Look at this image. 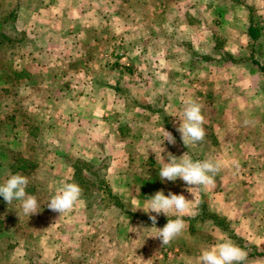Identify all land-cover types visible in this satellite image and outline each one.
Listing matches in <instances>:
<instances>
[{"label": "crops", "instance_id": "0c3cea01", "mask_svg": "<svg viewBox=\"0 0 264 264\" xmlns=\"http://www.w3.org/2000/svg\"><path fill=\"white\" fill-rule=\"evenodd\" d=\"M7 1L14 6L16 29L32 30L34 34L43 29V36L49 31L46 43L38 45L42 54L47 50L60 52L63 48L76 51L67 66L76 64V60L79 69L70 68L63 79L65 86L54 88L57 81L50 80L51 86L48 81L45 95L53 109L59 108L56 116L64 123L63 136L66 137L68 131L71 135L64 148L59 142L57 152L61 158L59 155L57 158L67 170L56 176L63 182H73L72 161L68 160L71 155L97 167L104 162L103 178L123 203V207L118 208L106 200L103 190L93 186L90 192L102 198L95 201L94 196L82 194L71 213L53 222L57 235H48L51 245H44V253H88L89 258L98 253H114L109 256L110 261L103 264H188L189 261L198 264L203 250L227 239L247 254L248 249L252 250L251 245L264 249V0ZM215 4L222 17L221 26L214 29L199 25L201 21L205 23L203 19L214 11ZM251 12L259 23L255 43L247 33ZM30 16L36 23L26 27L21 19ZM43 16L48 17L47 21H41L40 18L45 19ZM178 17H185V24H177ZM193 20L204 33L202 37L188 26ZM168 27L179 35L178 40H170L168 48L191 55L187 56L182 70L197 72L198 67L211 61L219 76L215 84L221 92L207 91L200 84L202 81H195L200 78L198 72L187 79L186 84L191 86L187 89L168 68L164 71L155 68L166 61L163 44L158 47L156 41ZM217 30L221 37L216 34ZM114 35H118L119 40L113 43ZM201 41L204 47L200 49ZM205 48L211 49L213 54ZM101 49H122L131 63L104 64ZM204 55L210 58L204 59ZM140 60L154 66L153 72L138 76L135 66ZM53 62L58 64L59 60ZM102 62L111 69L117 65L121 68L114 83L97 77L94 68ZM40 64L43 66V61ZM62 77L60 70L55 79ZM77 82L83 83V87H78ZM194 99L200 100L202 105L206 135L202 142L187 147L177 131L180 123L177 117L183 111L184 101ZM56 116L52 114L50 118L53 120ZM246 119L250 121L248 126L243 123ZM165 130L175 137V143L165 140L160 154L159 144ZM168 153L177 158L187 153L193 160L219 161L222 167L215 184L193 189V197L179 178L175 182H162L158 171L162 163L168 162ZM88 173L85 170V174ZM160 190L165 195L169 192L183 194L192 205L183 217L186 222L183 233L165 247L159 239L149 236L154 235L155 227L162 228L175 216L158 215L154 227L149 214L142 209L132 211L136 206L143 207L145 201ZM201 197L205 198L209 211L223 217L228 227L244 239V246L236 243L213 219L199 216ZM192 212L196 214L193 216ZM61 224L64 230L60 231L57 226ZM87 235L94 241L88 243ZM16 250L13 252L24 253ZM151 255L154 258L151 259ZM261 257L248 255L245 262L264 263Z\"/></svg>", "mask_w": 264, "mask_h": 264}, {"label": "rangeland", "instance_id": "374dc122", "mask_svg": "<svg viewBox=\"0 0 264 264\" xmlns=\"http://www.w3.org/2000/svg\"><path fill=\"white\" fill-rule=\"evenodd\" d=\"M218 7L221 8V3L218 4ZM13 14V4L7 0L0 1V105L5 102L8 94L10 96L15 95V104H13L12 100L10 102L8 101L11 103V106H8L6 110L8 113L11 112L12 115H14V118L17 122V125L11 126L13 130L11 132L9 131L10 134L6 136V140H4L3 134L6 130V124L0 120V143L6 145L9 143V146L16 151H20L21 155L35 159L38 162V172L35 174L33 181H29V183L35 184V186L33 191L28 194L37 197L38 203L40 205V211L28 217L22 213L19 201L14 200L11 204L7 203L3 209L4 219L2 225L0 226V262L9 264L106 263L107 261H110L109 256L113 255L114 253H98V255L96 254L94 258H89L88 253H44V247L48 244L51 245V239L48 237V235L53 237L56 234V229L54 230L53 222L61 221V215L59 216L58 212H54L47 207L48 200L55 194L63 182L61 178L56 176V173H61L64 171L66 172L67 170V166L58 161L59 157L61 158V155L58 154L57 149H59L60 141L62 142L61 147L64 148L63 145H66L65 142L70 141L71 138L69 131L66 137L63 136L64 132L66 131L64 123H60L56 116L58 115L57 110L59 108H56L54 105L55 107L53 109L50 100H48V97L45 96L46 89L49 87L48 83L50 80L57 81V85L54 84V88H57L60 85L65 86L63 79H65L66 75H68L70 68L72 70H78L79 65L77 64L76 60H74L76 64H70L67 66L69 58L73 56L75 57L76 51L74 49L63 48V50L61 49L60 52L57 50H47L45 54H42V51L38 49V45L46 43V38L48 37L47 35H49V31H47L45 36H43V33H41L43 29H38L35 34L32 30L31 32H27L26 30L16 29V19L13 17ZM30 17L22 18L21 23L26 27L27 25L32 26L33 23L36 22H34L33 16L31 18ZM43 17H45V19L40 18L41 21H47L48 17ZM184 18L185 17H178L180 22L177 24H185ZM170 19L171 17L168 15V23L170 22ZM203 20L205 23L203 24L201 21L199 25L202 24V26L214 29L221 26L222 17L217 11L216 4L214 6V11L211 12V14H208V17L204 18ZM193 22V24H188V26L193 28L194 32L198 31L202 37L204 33L198 29L197 26L199 25H197V21L193 20ZM51 23L54 24L53 21ZM55 24L58 25V22ZM171 29L168 27L167 30H165V33L158 36L159 38H157L158 40L156 41V45L160 47V45L162 46L163 44L161 47L163 48V51H161L164 54L166 61L161 64L163 66L158 65L155 68L157 70L160 69V71H164L168 68L169 73L177 78L178 81H181L183 86H186L187 89L191 87L189 83H187L188 85L186 84L187 79H191L190 77L193 75V73L195 74L198 72V76H200V78H195V81H202L200 84L204 85V88L207 91L217 90L221 92V89H218L216 87L217 84H215L219 80V76L217 71L213 70L214 67L211 61H209L207 65L198 67L197 72L194 71L187 73L182 70V65L185 62L187 56L191 57V55H188L186 51L176 52L168 48L172 42H170V40L173 39V41H176L179 37L178 33L175 32L176 30L172 31ZM216 34L221 37V32L218 30ZM117 36H113V43L114 41L119 40V37ZM54 37L55 35L53 38ZM211 43L212 41L210 39L209 44ZM108 44L109 43H105V45ZM202 44V41L198 44L200 49L202 46L204 47ZM205 51L209 50L205 48ZM99 52L104 59H102L104 64H107V62L114 64L116 61L118 62V65L121 64V61L123 64L131 63L126 51H123L122 49H101ZM157 52H159V49H157ZM209 53L213 54V51L210 49ZM115 55H119V57L116 58ZM56 59L59 60L60 65L59 63L57 64V62H53V60ZM42 61L44 67L40 64ZM142 61L140 60V63L137 66L133 64L135 66V70L137 71V75L140 77L147 72L152 73L154 68V66L143 64ZM177 61H181V64H177ZM103 62L98 63L100 65H95L94 69L96 70L95 73H97V77L100 80H110L112 83H114L113 81L115 79V75H117L118 72H121V68L117 65L118 69L115 67L111 69L110 67H106ZM52 63L54 65H52ZM12 69H25L29 73L28 79L23 81V73L21 76L16 77L14 73L10 72ZM60 70L63 73V77L60 80L59 78L55 79V76L58 75ZM8 75L13 78L16 77L15 80L21 84L8 86V84L4 82L5 77ZM70 83L71 85L74 84L73 81H70ZM52 84L53 83L50 82V86ZM75 84L78 85V87H83V83L77 82ZM99 89L102 88L100 87ZM140 99L142 100V98ZM194 100L198 103L200 101L197 99ZM52 114L53 116H56L53 120L50 118ZM47 117H49L50 120ZM8 118L9 117H7L5 113L0 116V119H3L4 121H7ZM21 124H25V129L20 127L22 126ZM17 132L18 135H16ZM58 155L59 157L57 158ZM74 159L75 157L72 155L68 158V160L72 162ZM104 165L105 163L102 162L100 163L99 167ZM0 177L3 178V181H6V178L5 176L3 177L2 173ZM50 185L53 186L51 187ZM93 186H96V184ZM93 186H91V188ZM97 198L99 200L102 197L100 194H96L94 196V200L96 201ZM61 225L57 226L60 231L64 230V225ZM87 237H89L88 243H90V241H94L90 235H87ZM32 239L35 241L31 242ZM97 243L100 245L99 240H97ZM26 245L28 246L25 248ZM15 249H17L16 251L19 250L24 253H14L13 250ZM248 251L250 252L251 249H248ZM261 251H264V249ZM80 256H82V258H79ZM151 256V259L154 258V255ZM257 256H263V258L261 257L259 259L264 261V254ZM187 263L192 264L191 261ZM245 264H249V262H245Z\"/></svg>", "mask_w": 264, "mask_h": 264}, {"label": "clouds", "instance_id": "9594fccd", "mask_svg": "<svg viewBox=\"0 0 264 264\" xmlns=\"http://www.w3.org/2000/svg\"><path fill=\"white\" fill-rule=\"evenodd\" d=\"M177 118L180 121L177 131L181 134L184 145L188 147L204 140L206 135L205 117L202 114L200 103L195 100L184 101L183 111ZM243 123L248 126L250 121L246 119ZM165 140L170 144L175 143V137L165 130L163 140L159 144L160 154L164 151L162 145ZM221 167L222 164L219 161L212 159L193 160L187 153L177 158L168 153V162L162 163L158 175L162 182H175L177 178L181 179L194 197L193 189L206 188L215 184V178ZM28 184L29 180L26 176L19 173L12 174L4 183L0 184V196L8 204H11L14 200L19 201L22 213L30 217L40 211V205L37 197L28 194L26 191ZM81 199L82 188L79 184L76 182H62L55 194L48 200L47 207L54 212H58L60 216L71 213ZM190 201L183 194L169 192L168 195H165L160 190L148 198L143 207L136 206L132 211L142 209L149 214L154 227L158 215L164 214L169 217V214H173L175 216L174 219H168V222L162 228L155 227L154 235L149 236L159 239L163 247L169 245L183 233L186 227L183 217L189 213L192 207ZM195 214V212L191 213L193 216ZM247 256L248 254L243 248L227 239L214 247L203 250L198 257V264H245Z\"/></svg>", "mask_w": 264, "mask_h": 264}, {"label": "trees", "instance_id": "16d2710c", "mask_svg": "<svg viewBox=\"0 0 264 264\" xmlns=\"http://www.w3.org/2000/svg\"><path fill=\"white\" fill-rule=\"evenodd\" d=\"M247 33L251 41L255 43L259 36V23H258V19L252 15V12H251V17H250V22L247 27ZM220 56H221V52H220ZM203 58L208 59L210 58V56L208 57L204 55ZM259 66L261 67V65ZM126 67L129 68L130 66H126ZM10 72L14 73L16 77L21 76L23 73L24 74L23 81L28 79L29 73L25 69H21V70L12 69ZM15 78L8 75L7 77H5L4 82L7 83L8 86L21 84L17 82ZM11 100L13 104H15V101H16L15 95L10 96L8 94V96L5 99V102L3 101L4 103L0 105V116L5 113L7 117H9L7 121L0 119L6 124L5 126L6 130L3 134L4 140H6V136H8L10 132L13 130L11 126L17 125L14 115H12L11 112L8 113L6 110L8 106H11V103H9ZM21 125L22 126L20 127L25 129V124H21ZM16 135H18V132L16 133ZM37 166H38V162L35 159H31L29 157L21 155L20 151H16L12 149L9 146V143L8 145L0 143V175L2 173L3 177L5 176L6 179L12 174L19 173V174L26 176L29 181L31 180L33 181L35 174H36ZM72 166H73L74 173H73L71 181L79 184V186L82 188L83 195L87 197L95 196V194L91 193L90 191H91V186L96 184V187L98 189L103 190L105 192L106 195L104 197L106 198L107 201H110L118 208L123 207V203L121 202V200L115 194L111 192L105 179L103 178V175L101 172L102 166L100 167L94 166L91 162L80 159V158H75L74 161L72 162ZM85 170L88 171L89 173L85 174ZM4 182L5 181H3V178L0 177V184ZM34 186L35 184L29 183L26 191L30 193L31 191H33ZM6 205H7V202L3 199L2 196H0V226L2 225V222L4 219L3 209ZM199 206H200V212H199L200 217L213 219L215 223H217L219 226H221L223 229L229 232L230 236L233 238V240L236 243H238L241 246H244V239L241 236L234 233L233 230L228 227V225L224 221V218L218 215L217 213L208 210L207 203L204 197H201ZM251 247L254 250H251L248 253L249 256L264 254V251L258 250L254 245H251ZM0 264H9V263L0 262Z\"/></svg>", "mask_w": 264, "mask_h": 264}]
</instances>
